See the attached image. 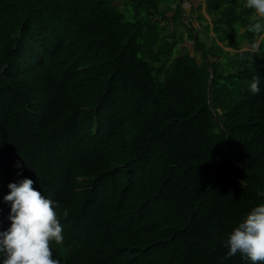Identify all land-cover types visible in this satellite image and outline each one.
I'll return each instance as SVG.
<instances>
[{"label":"trees","instance_id":"1","mask_svg":"<svg viewBox=\"0 0 264 264\" xmlns=\"http://www.w3.org/2000/svg\"><path fill=\"white\" fill-rule=\"evenodd\" d=\"M188 2L0 0V230L28 178L67 263L122 234L124 264H248L224 244L264 203V33Z\"/></svg>","mask_w":264,"mask_h":264},{"label":"clouds","instance_id":"2","mask_svg":"<svg viewBox=\"0 0 264 264\" xmlns=\"http://www.w3.org/2000/svg\"><path fill=\"white\" fill-rule=\"evenodd\" d=\"M244 7L259 18L249 24L247 30L264 33V0H245ZM250 89L254 93L261 91L258 82L251 83ZM33 183L32 179L23 178L7 185L8 193L2 202L9 206V226L0 230V264H70L56 253V247L64 241L55 204L34 189ZM53 240L58 244L53 246ZM224 247L229 257L239 253L248 264H264V203L256 205L242 217L228 234ZM125 251L122 234L120 239L112 238L107 247L93 249L83 236L78 264H124Z\"/></svg>","mask_w":264,"mask_h":264},{"label":"rangeland","instance_id":"3","mask_svg":"<svg viewBox=\"0 0 264 264\" xmlns=\"http://www.w3.org/2000/svg\"><path fill=\"white\" fill-rule=\"evenodd\" d=\"M205 2H206V0H190V5L193 6V7H196L197 9H198L199 6H201L202 10H201L200 13H201L203 16H205L206 19L208 20V22L210 23V21H209L210 19H209L208 15H207V12H206V5H205ZM183 8L187 11V14L190 13L191 8H190V6H189L187 3L184 4ZM172 16H173V13H170V14L168 15L169 18H171ZM254 17H255V16H254ZM184 23L186 24V21H185V20H184ZM194 25H195L196 28H198V24H197L196 22L194 23ZM211 36H213V35L211 34ZM208 43H209V42H208ZM186 46H187V48L190 49L191 54L193 55L192 43H187ZM246 50H248V49H246V48H242V51H246ZM179 51H180V49H177V50H176V53H178ZM176 55H177V54H176Z\"/></svg>","mask_w":264,"mask_h":264},{"label":"water","instance_id":"4","mask_svg":"<svg viewBox=\"0 0 264 264\" xmlns=\"http://www.w3.org/2000/svg\"><path fill=\"white\" fill-rule=\"evenodd\" d=\"M189 6H191V5H189ZM211 78H212V74H211ZM211 85V80H210V82H209V86Z\"/></svg>","mask_w":264,"mask_h":264}]
</instances>
